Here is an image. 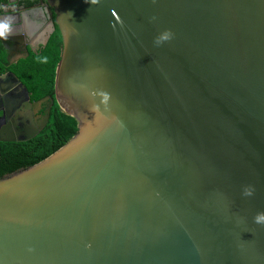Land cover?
Listing matches in <instances>:
<instances>
[{"label":"water","instance_id":"95a60500","mask_svg":"<svg viewBox=\"0 0 264 264\" xmlns=\"http://www.w3.org/2000/svg\"><path fill=\"white\" fill-rule=\"evenodd\" d=\"M47 1L77 132L0 178V264H264V0Z\"/></svg>","mask_w":264,"mask_h":264},{"label":"flooded vegetation","instance_id":"af4514ba","mask_svg":"<svg viewBox=\"0 0 264 264\" xmlns=\"http://www.w3.org/2000/svg\"><path fill=\"white\" fill-rule=\"evenodd\" d=\"M0 23L8 25L0 37V138L8 141L0 142H23L44 128L48 120L40 128L42 122L57 102L55 90L52 96L32 98L16 71L30 58L54 52L53 40L57 44L60 33L47 0H0Z\"/></svg>","mask_w":264,"mask_h":264},{"label":"trees","instance_id":"16d2710c","mask_svg":"<svg viewBox=\"0 0 264 264\" xmlns=\"http://www.w3.org/2000/svg\"><path fill=\"white\" fill-rule=\"evenodd\" d=\"M59 36L57 44L53 40L54 52L47 51L38 58H30L16 71L17 76L32 91V98L53 95L55 70L60 55ZM76 132L75 118L64 113L54 103L46 125L36 136L23 142H0V178L43 160L64 145Z\"/></svg>","mask_w":264,"mask_h":264},{"label":"clouds","instance_id":"9594fccd","mask_svg":"<svg viewBox=\"0 0 264 264\" xmlns=\"http://www.w3.org/2000/svg\"><path fill=\"white\" fill-rule=\"evenodd\" d=\"M7 28H8V25L6 23H0V37H4L5 36V32H6ZM168 38H170V33L165 34L161 39H168ZM156 42L160 43V39H157ZM257 219L258 220L259 219H264V216L258 217Z\"/></svg>","mask_w":264,"mask_h":264}]
</instances>
